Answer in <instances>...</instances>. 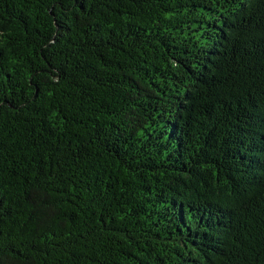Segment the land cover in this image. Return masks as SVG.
I'll use <instances>...</instances> for the list:
<instances>
[{
    "label": "trees",
    "instance_id": "16d2710c",
    "mask_svg": "<svg viewBox=\"0 0 264 264\" xmlns=\"http://www.w3.org/2000/svg\"><path fill=\"white\" fill-rule=\"evenodd\" d=\"M0 264H264V0H0Z\"/></svg>",
    "mask_w": 264,
    "mask_h": 264
}]
</instances>
